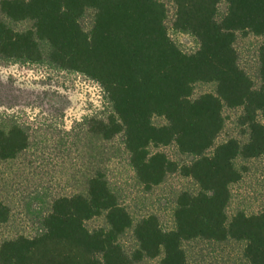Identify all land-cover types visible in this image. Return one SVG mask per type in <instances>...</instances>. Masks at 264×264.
<instances>
[{
  "label": "trees",
  "instance_id": "1",
  "mask_svg": "<svg viewBox=\"0 0 264 264\" xmlns=\"http://www.w3.org/2000/svg\"><path fill=\"white\" fill-rule=\"evenodd\" d=\"M0 0V58L78 72L100 84L111 111L93 118L91 130L104 140L124 137L130 162L148 189L170 174L192 178L197 188L175 199V227L155 214L136 220L96 169L85 192L51 198L36 234L0 239V264H188L187 244L197 240L244 243L250 264H264V210L230 218L232 185L243 178L240 158L264 155V40L259 78L242 65L241 36L264 37V0ZM193 37L195 49L173 36ZM198 83L213 91L195 97ZM239 109L245 139L217 143L225 109ZM163 118L164 123H156ZM176 145L186 159L161 147ZM20 125L0 126V160L29 148ZM157 150H156V149ZM155 149V150H154ZM12 217L0 198V225ZM104 217L106 226L88 221ZM133 230L129 252L120 242ZM220 264H230L223 262Z\"/></svg>",
  "mask_w": 264,
  "mask_h": 264
},
{
  "label": "rangeland",
  "instance_id": "2",
  "mask_svg": "<svg viewBox=\"0 0 264 264\" xmlns=\"http://www.w3.org/2000/svg\"><path fill=\"white\" fill-rule=\"evenodd\" d=\"M169 25L175 13L173 0ZM183 47L195 49L196 41L187 34L173 33ZM264 40L254 34L241 36L237 43L241 63L260 84L258 50ZM214 83H198L195 97L215 90ZM111 111L102 86L87 76L56 68L48 63L7 62L0 58V126H22L30 135V145L13 160H0V198L12 210L11 220L0 225V239L37 233L41 213L52 197L85 192L93 171L102 169L121 202L138 220L157 215L166 228L175 227L174 207L178 194L195 190L196 182L179 173L148 189L138 179L130 162L124 137L104 140L91 130L93 118L105 119ZM226 125L217 143L231 137L245 139L239 125V109H225ZM157 118L156 123H164ZM156 149V148H155ZM154 149V150H155ZM157 150V149H156ZM172 159H186L176 145L161 147ZM243 178L232 185L228 206L230 218L239 212L256 214L264 210V155L240 158ZM90 229L106 226L104 217L87 223ZM127 251L138 242L133 230L120 238ZM188 264H250L244 257V243L234 240H197L187 244ZM162 257L147 258L139 264H161Z\"/></svg>",
  "mask_w": 264,
  "mask_h": 264
}]
</instances>
